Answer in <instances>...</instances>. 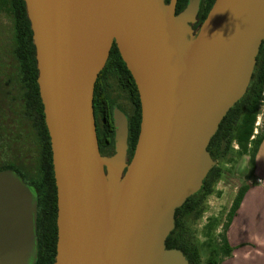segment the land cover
Returning a JSON list of instances; mask_svg holds the SVG:
<instances>
[{
  "label": "water",
  "instance_id": "water-1",
  "mask_svg": "<svg viewBox=\"0 0 264 264\" xmlns=\"http://www.w3.org/2000/svg\"><path fill=\"white\" fill-rule=\"evenodd\" d=\"M58 198L54 264H191L168 249L177 209L217 166L208 151L247 92L264 41V0H24ZM137 85L142 120L130 160L116 108L115 153L100 152L95 87L113 45ZM38 194L0 171V264H35Z\"/></svg>",
  "mask_w": 264,
  "mask_h": 264
},
{
  "label": "trees",
  "instance_id": "trees-1",
  "mask_svg": "<svg viewBox=\"0 0 264 264\" xmlns=\"http://www.w3.org/2000/svg\"><path fill=\"white\" fill-rule=\"evenodd\" d=\"M9 6V13L13 23L14 37V63L15 96L14 103H31L25 105L28 114H23V131L17 128L11 134L15 139V148L11 150L8 159L10 164L4 169H11L17 172L24 181L33 186L38 194V254L35 264H54L57 254L58 240V198L57 186L54 176L53 153L50 134L45 121L44 105L40 96L38 85V68L36 60V48L33 43V31L27 15L26 3L24 0H6ZM170 0H166L168 3ZM189 0H178L177 13L181 12ZM215 0H203L199 11V22H202L208 15ZM195 28V27H194ZM196 29V28H195ZM118 82L122 89L132 94L133 102L128 112L130 121V151L133 153L138 141L142 120V107L140 95L135 80L123 61L116 44L113 45L106 66L99 74L95 87L94 105L97 102L99 107H106L107 101L115 102L119 96H115L114 83ZM9 100L0 95V101ZM264 101V41L260 47L257 63L251 79V83L244 97L230 109L221 122L218 131L212 138L208 151L216 161L229 156L234 138L238 131L239 124L245 114H259ZM113 104V103H111ZM24 111L25 108L23 107ZM27 117V118H26ZM37 123V138L30 133L28 140H31V149L20 146V140L25 141V130L29 122ZM22 127V126H21ZM14 129V128H12ZM27 140V139H26ZM264 132L256 136L252 153V162L262 142ZM36 143V144H35ZM37 145V150L33 147ZM129 151V155H130ZM222 169L214 167L204 180L203 187L195 195L187 199L182 207L177 209L175 220L176 225L166 240L168 249H179L187 257L191 264H219L221 256H228L231 248L227 245L225 230L220 234V242L211 249L210 255L204 261L200 248L195 242L192 233L191 221L202 216L203 205L206 199L213 193L214 185L221 179ZM232 217L230 213L228 222Z\"/></svg>",
  "mask_w": 264,
  "mask_h": 264
},
{
  "label": "rangeland",
  "instance_id": "rangeland-1",
  "mask_svg": "<svg viewBox=\"0 0 264 264\" xmlns=\"http://www.w3.org/2000/svg\"><path fill=\"white\" fill-rule=\"evenodd\" d=\"M12 24L8 3L6 0H0V80L7 82V78L10 77L11 87L9 86V88L11 97L14 98L17 96V93H15L14 63L8 60L7 55L11 47ZM1 81L0 84L3 85ZM15 106L16 111H18L19 106ZM263 132L264 101L259 114L248 113L243 116L229 156L217 161V166L222 169V177L214 185L213 193L206 199L202 216L191 221L192 233L204 261L217 243L216 240L219 239H216L215 236L218 226L227 219L229 211L235 205L236 199L243 189L236 181L237 165H239V161L245 153L253 151L256 136Z\"/></svg>",
  "mask_w": 264,
  "mask_h": 264
},
{
  "label": "crops",
  "instance_id": "crops-1",
  "mask_svg": "<svg viewBox=\"0 0 264 264\" xmlns=\"http://www.w3.org/2000/svg\"><path fill=\"white\" fill-rule=\"evenodd\" d=\"M235 176L243 189L229 211V222L227 217L215 235L219 243L227 224L225 236L232 251L221 256L219 264H264V140L254 162L251 152L241 157Z\"/></svg>",
  "mask_w": 264,
  "mask_h": 264
},
{
  "label": "flooded vegetation",
  "instance_id": "flooded-vegetation-1",
  "mask_svg": "<svg viewBox=\"0 0 264 264\" xmlns=\"http://www.w3.org/2000/svg\"><path fill=\"white\" fill-rule=\"evenodd\" d=\"M203 0H201L202 2ZM202 22H199V18L194 25V27L197 29ZM13 26V24H12ZM14 37H13V31L11 36V47L8 52V60L12 61L13 55H14ZM4 80V79H3ZM1 81V80H0ZM0 84V95L5 97L7 94V97L9 100L7 101H0V171L3 170H11V169H4L9 164L10 161L7 156L11 153V150L15 148V139L13 138L11 134L12 131H17V128L23 131L24 124H23V117H21L23 114H28L27 109L25 105L29 106L31 103H14L13 97H11V91H10V77L7 78V82H3ZM8 87L6 88L4 86ZM115 87V96H119V100L115 102H111L110 100L107 101L106 107H99L97 102H95L94 105V113H95V120H96V130H97V137L99 142V148L100 152L103 156L112 155L115 153V137H116V130H115V121H114V114L116 108H119L122 110L125 115L127 116L128 120V126H129V137H130V121L128 117V112L131 109V103L133 102L132 94L126 90L122 89L120 84L115 81L114 83ZM11 87V86H10ZM13 91V89H12ZM113 103V104H111ZM19 106V110L16 111V106ZM25 108V111L23 109ZM27 118V117H26ZM22 126V127H21ZM28 129L25 130V141L20 140V146L25 147V149H31L32 143L31 140H28V136L31 133L34 138H37L38 133L36 130L37 123L35 122H29ZM14 128V129H12ZM129 137H128V144H129ZM36 144V143H35ZM137 144V143H136ZM136 148V146H135ZM135 148L133 153L130 151V145H129V151H130V160L132 159ZM33 150H37V145L33 147Z\"/></svg>",
  "mask_w": 264,
  "mask_h": 264
}]
</instances>
